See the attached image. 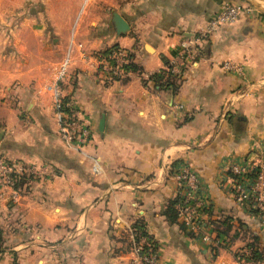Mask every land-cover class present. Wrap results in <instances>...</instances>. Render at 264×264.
Here are the masks:
<instances>
[{"label": "crops", "instance_id": "obj_1", "mask_svg": "<svg viewBox=\"0 0 264 264\" xmlns=\"http://www.w3.org/2000/svg\"><path fill=\"white\" fill-rule=\"evenodd\" d=\"M262 2L0 0V155L45 169L22 176L15 199L0 191V264H131L134 227L157 244L161 264H264L244 256L264 252V226L237 204L229 172L264 161ZM224 4L250 10L201 40L167 85L181 42ZM113 46L131 64L109 82L98 57ZM64 60L59 88L93 131L82 148L58 133L53 86ZM182 161L225 246L202 243L173 213Z\"/></svg>", "mask_w": 264, "mask_h": 264}, {"label": "built area", "instance_id": "obj_2", "mask_svg": "<svg viewBox=\"0 0 264 264\" xmlns=\"http://www.w3.org/2000/svg\"><path fill=\"white\" fill-rule=\"evenodd\" d=\"M250 8L239 4H224L209 20L207 28L197 37L184 40L174 59L166 67V71L174 77L182 75L183 69L196 57V46L222 26L232 25L240 15ZM99 68L109 82L126 75L131 64L129 52L120 46H113L108 53L99 56ZM68 61L64 60L57 71L56 84L53 86L55 116L58 122L60 139L69 147L82 148L91 142L93 131L86 122L82 112L76 105L66 100L59 88L67 76ZM231 183L237 204L255 213L264 226V161L252 163H234L230 165ZM45 169L34 165H23L9 161L0 155V191H9L15 199L18 195V183L22 176H44ZM176 182L175 209L181 224L196 234L206 245L225 246V240L213 231L207 216L209 204L204 197L203 186L186 161L180 162L175 168ZM132 236L133 259L131 264H161L157 244L145 235L138 227L130 229ZM253 250L244 252L251 257Z\"/></svg>", "mask_w": 264, "mask_h": 264}, {"label": "trees", "instance_id": "obj_3", "mask_svg": "<svg viewBox=\"0 0 264 264\" xmlns=\"http://www.w3.org/2000/svg\"><path fill=\"white\" fill-rule=\"evenodd\" d=\"M171 77H174V76H172V75H170L169 73H168V75H166V83H167V85H170V86H172L173 85V82H171ZM154 81H155V83L157 82V83H159L160 81H161V79H164V77H161V76H153V78H152ZM175 203H176V201L174 200L173 201V203H172V206H173V213H175V211H174V207H175ZM176 214V213H175ZM252 260H256V259H264V252H262V251H254V253L252 254Z\"/></svg>", "mask_w": 264, "mask_h": 264}, {"label": "water", "instance_id": "obj_4", "mask_svg": "<svg viewBox=\"0 0 264 264\" xmlns=\"http://www.w3.org/2000/svg\"><path fill=\"white\" fill-rule=\"evenodd\" d=\"M259 8L261 10H264L260 6H259ZM113 17H114V23L116 24L117 29H118L119 32H125L126 30H128L127 23L118 14H114ZM101 127H102V122H100V129H101ZM0 138H1V134H0Z\"/></svg>", "mask_w": 264, "mask_h": 264}, {"label": "rangeland", "instance_id": "obj_5", "mask_svg": "<svg viewBox=\"0 0 264 264\" xmlns=\"http://www.w3.org/2000/svg\"><path fill=\"white\" fill-rule=\"evenodd\" d=\"M264 1V0H263ZM262 5H264V3L262 2ZM9 161H11V160H9ZM15 162V161H14ZM18 187V186H17Z\"/></svg>", "mask_w": 264, "mask_h": 264}]
</instances>
